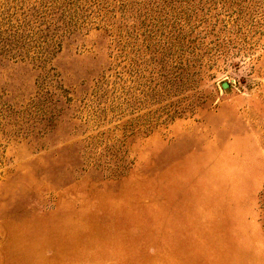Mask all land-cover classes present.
Masks as SVG:
<instances>
[{
  "label": "rangeland",
  "instance_id": "374dc122",
  "mask_svg": "<svg viewBox=\"0 0 264 264\" xmlns=\"http://www.w3.org/2000/svg\"><path fill=\"white\" fill-rule=\"evenodd\" d=\"M209 5L0 0V264H264V18Z\"/></svg>",
  "mask_w": 264,
  "mask_h": 264
},
{
  "label": "trees",
  "instance_id": "16d2710c",
  "mask_svg": "<svg viewBox=\"0 0 264 264\" xmlns=\"http://www.w3.org/2000/svg\"><path fill=\"white\" fill-rule=\"evenodd\" d=\"M200 2H202V0H200ZM244 2H248V6L246 5V8H247L246 14L248 15L249 18L251 17L252 20H254L255 18L256 19L264 18V0H249V1H247V0H203V3H209L210 4L206 10H208L211 5H217V4H221L219 6L220 9L231 8L229 15H232L231 13H235V16L233 17V19L231 21H229L228 19H222L221 20L223 22V26H222L223 28L222 29L228 30V31H231L229 29V26H230L229 24H232V26H233L234 22H238L237 25H239L238 26L239 28L242 27V23H239V22L243 21V20H241V17L239 19L236 17L238 16V14L243 12L242 5H244ZM202 11H203V9H202ZM184 17L185 18L183 19V21H185V20L188 21L190 18V14L186 13ZM235 26H236V24H235ZM232 32H233V28H232ZM174 40L179 41V38L174 37ZM228 41L231 42V40H228ZM167 44L169 45L170 49L171 48L177 49V47L175 46V44L172 41L167 43ZM224 45H225V43H224Z\"/></svg>",
  "mask_w": 264,
  "mask_h": 264
},
{
  "label": "water",
  "instance_id": "95a60500",
  "mask_svg": "<svg viewBox=\"0 0 264 264\" xmlns=\"http://www.w3.org/2000/svg\"><path fill=\"white\" fill-rule=\"evenodd\" d=\"M226 85V83H223V86H225Z\"/></svg>",
  "mask_w": 264,
  "mask_h": 264
}]
</instances>
